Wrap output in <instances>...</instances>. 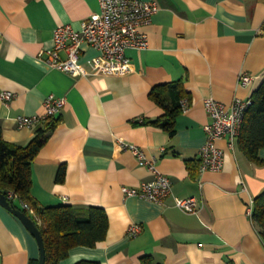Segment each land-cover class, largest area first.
Wrapping results in <instances>:
<instances>
[{
	"label": "crops",
	"instance_id": "0c3cea01",
	"mask_svg": "<svg viewBox=\"0 0 264 264\" xmlns=\"http://www.w3.org/2000/svg\"><path fill=\"white\" fill-rule=\"evenodd\" d=\"M155 1L160 9L144 27L147 48L127 51L131 72L73 76L49 67L40 53L53 47L57 26L80 29L100 11V1L0 0V94L16 93L10 102L0 97L3 136L27 144L44 121L20 127L18 117L44 114L50 94L66 98L34 161L32 193L46 206H101L109 229L103 241L72 248L60 264L81 259L145 264L144 257L151 264H264V243L248 212L264 191V165L220 138L223 168L199 169L205 125L211 121L205 100L229 105L237 96L252 98L264 81V0ZM99 54L84 43L79 62ZM245 72L254 78L250 84L239 81ZM181 78L192 106L179 115L174 136L152 123H132L163 115L151 89ZM121 139L156 156L158 169L173 180L174 195L163 203L126 196L124 186L137 188L154 173L120 145ZM63 164L66 176L60 182ZM192 195L200 212L175 206L174 196ZM132 223L143 226L135 237L127 233ZM40 253L36 237L0 204V264H29Z\"/></svg>",
	"mask_w": 264,
	"mask_h": 264
},
{
	"label": "built area",
	"instance_id": "2783aa9c",
	"mask_svg": "<svg viewBox=\"0 0 264 264\" xmlns=\"http://www.w3.org/2000/svg\"><path fill=\"white\" fill-rule=\"evenodd\" d=\"M101 9L83 20L80 29L70 24L60 25L54 29V45L44 49L40 58L51 68L60 69L73 76L91 75H124L132 71V62L127 54L128 49L144 50L148 46V35L144 30L150 24L154 15L159 11V3L155 0H99ZM88 43L98 49L100 54L81 63L80 53L82 45ZM63 54H65L63 56ZM253 76L248 73L240 74L242 84H250ZM16 93L10 90L2 91L0 97L5 102L12 101ZM252 98L244 99L236 97L229 105L207 98L205 107L211 121L205 125L207 141L200 149V171L220 170L224 165V150L216 145L220 138H227L232 150L237 149V138L242 129ZM66 104L64 96L48 95L44 100L45 112L41 115L18 117L20 127H35L45 119L57 116ZM183 112L190 110L189 97L182 101ZM120 145L130 149L153 173L154 177L142 182L141 186L126 187V196H138L141 199L163 203L167 197L174 195L173 180L161 172L157 167L156 156L149 157L138 145L121 139ZM17 195L13 192L9 198ZM175 197V206L187 213L200 212L201 204L197 196L185 198ZM253 204L249 206V214L252 216ZM24 208H30L27 202L22 203ZM142 224L132 223L128 229V235L135 237L141 233Z\"/></svg>",
	"mask_w": 264,
	"mask_h": 264
},
{
	"label": "trees",
	"instance_id": "16d2710c",
	"mask_svg": "<svg viewBox=\"0 0 264 264\" xmlns=\"http://www.w3.org/2000/svg\"><path fill=\"white\" fill-rule=\"evenodd\" d=\"M150 97L164 109L157 118L141 117L134 125H156L168 131L171 136L177 132L176 123L183 113L182 101L189 97L183 79L159 84L151 89ZM252 106L244 118L237 138V148L250 161L264 165L261 150L264 148V81L253 92ZM58 118L49 117L37 128L35 136L25 145L6 140L0 122V192L7 197L11 192L17 196L9 198L12 205L24 210L38 225L46 246V264H60L67 258L70 250L76 246L94 247L107 236L109 217L101 206H75L64 204L46 206L32 193L33 164L49 138L50 132L57 126ZM196 165V163H195ZM200 165V164H199ZM193 169L194 164L190 163ZM66 165H61L57 180L63 182ZM27 202L30 208H24ZM22 205V206H21ZM252 219L264 243V191L254 198ZM150 257H144L145 264H151ZM29 264H39V259ZM73 264H101L100 261L81 259Z\"/></svg>",
	"mask_w": 264,
	"mask_h": 264
},
{
	"label": "water",
	"instance_id": "95a60500",
	"mask_svg": "<svg viewBox=\"0 0 264 264\" xmlns=\"http://www.w3.org/2000/svg\"><path fill=\"white\" fill-rule=\"evenodd\" d=\"M0 204L15 214L30 230V232L36 237L40 246V258L39 264H46V246L42 233L36 224L35 220L29 216L24 210L16 208L12 205L8 197L0 192Z\"/></svg>",
	"mask_w": 264,
	"mask_h": 264
}]
</instances>
